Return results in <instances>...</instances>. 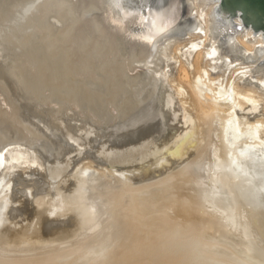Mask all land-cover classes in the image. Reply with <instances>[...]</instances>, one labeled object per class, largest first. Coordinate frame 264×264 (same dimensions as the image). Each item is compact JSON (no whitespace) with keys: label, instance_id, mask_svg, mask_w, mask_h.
<instances>
[{"label":"bare ground","instance_id":"obj_1","mask_svg":"<svg viewBox=\"0 0 264 264\" xmlns=\"http://www.w3.org/2000/svg\"><path fill=\"white\" fill-rule=\"evenodd\" d=\"M148 1L0 0V264H264V38L213 0L144 27ZM26 178L76 225L71 262L3 253Z\"/></svg>","mask_w":264,"mask_h":264},{"label":"rangeland","instance_id":"obj_2","mask_svg":"<svg viewBox=\"0 0 264 264\" xmlns=\"http://www.w3.org/2000/svg\"><path fill=\"white\" fill-rule=\"evenodd\" d=\"M175 66L177 67L178 65L176 64ZM189 69H190V67H189ZM162 155L163 154H160L159 156L161 157ZM144 163H147V162L144 161V162H141L140 165H138V168H142V171L141 172H140V170L138 171L137 169H135L133 172L131 171L134 174V172L137 170L136 171L137 175L135 174L134 176L143 175V173H142L143 172V169L144 168L146 170L148 169V168H146V166L144 167V165H146ZM141 165H142V167H141ZM96 175L97 174L93 175L94 176L93 177V180L96 179ZM66 177L67 176L62 177V180L61 181H58V183L60 182V184H62V183L65 184V181H66V184H65L66 186L64 184L63 185L57 184V185H60L59 186V189L69 186L70 184L68 182H71L72 185L73 184L76 185V183H77V181L79 179L77 177V175H75L74 177L73 176L69 177L68 178L69 181H67L66 180L67 179ZM101 178H103V177H101ZM110 179L111 178H109V180L107 179L108 180L107 181L106 178H105V180H106L105 181L104 178L103 179H100V177L97 178V180L99 182H101V183H103V185L105 184L107 186L112 185V182L113 181H112V179L111 180ZM19 180H20V181H18L19 184L13 186V191L15 193L12 191L13 195H11V196H13V199L11 198L12 199V203H13L12 205L16 208L15 213L13 214V216H10V218L13 217V220L12 219H9L8 222H6L2 226V228H1V231H2V236H1L2 237V241L4 243H6V245L9 246L8 248L3 249L4 250L3 253L6 254V255L7 254H12L13 255V254H18L19 252H20L19 254H25L26 252H29V251L32 252L33 251L32 253L31 252H29V253L34 254V255L35 254L38 255V253L40 254L44 250L34 251L33 249H35L36 247H43V246L54 245V244L58 243L59 248L61 247L60 248L61 249L60 251H62V253L61 252L60 253L62 255L61 258L63 259V260H61V258H58L59 259L58 262L59 261L60 262H63V261L69 260V259H70V262H71L72 259L74 260V258H76V257L73 258L74 254H75V256L76 255L78 256V254L76 253V251L73 250V247H76V246H72V245H71L72 247L70 246V241H71L70 238L73 237L74 235H76V231H75L76 225L74 224V222L73 223L72 222H69V223L66 224V226H65L66 228H64V225L65 224H63V223L68 222L67 217L64 216V214H61V213H57L55 215L54 213H52L53 210L52 211H48V209H47L48 206L47 205L50 206V202L51 201H50V198H49L50 197L49 194H47V192H48L47 191V188H48L47 186L48 185H47V183H44V184H46L45 186L43 184V181L46 182L45 180L42 181V187L41 188H40V186H41L40 184L38 185L39 187L38 186L37 187L33 186L34 183L32 181H29V178H26L25 180H22V179H19ZM27 180H28V182H27ZM55 182H57V181H55ZM74 182H76V183H74ZM157 182H158V180H155V182L154 181L150 182V183H154L155 184V185L151 186L150 188L153 189V187H154V189H156V188L160 187L159 185H156ZM20 183L21 184L23 183L24 185L23 184L21 185ZM67 183L69 185H67ZM19 185H21V186H19ZM57 185L54 184V186H57ZM75 185H73V186L75 187ZM22 186H24L23 191H22ZM30 186H31V188H30L31 189L30 190L31 191V194H29V191H28V189H29ZM62 186H64V187H62ZM20 187H21V189H20ZM57 188H58V186H57ZM150 188L144 189L145 193H143L142 192L143 190H141L140 193L142 192V194H143V195L142 194L141 195L144 196L146 194L147 195V199H151V198H148L150 196L156 199L155 194H153L154 191H152V189H150ZM18 189L20 191H18V193H17V190ZM24 189H25V191H24ZM101 189L103 190L104 188L103 187L102 188L99 187L97 190H101ZM33 190H35L34 192L36 194L33 192ZM147 190H149L150 192L147 191ZM63 191L64 190H62V192ZM37 192L39 194H37ZM40 193H42L44 195L43 203H42L41 207H36L35 204H34V199L35 198H32V196L36 197L35 195H38V196L40 195V197H43V195L41 196ZM149 193H150V195H149ZM23 194H24V196H23ZM66 194H68V196H70V197H72V195H73V193H71V192L70 193L69 192H66ZM66 194H65V196H67ZM21 195H22V197H21ZM146 195L144 197H146ZM56 198L58 199V196ZM65 198H67V197H65ZM65 198L62 197L61 202L62 201L65 202L64 201ZM152 199H151V201H152ZM28 201H30L32 203H30ZM22 202L23 203L25 202L24 205H23ZM26 203H28V204L30 203L31 206H28L27 207L25 205ZM66 203H69V202H66ZM18 207H19V210H18ZM71 207L75 208V206H73V205ZM37 211H42V215L37 214ZM0 212H1V210H0ZM70 212H69V214H72V212L71 213ZM49 216H53V217L52 218L51 217L49 218ZM55 217H57V218H55ZM10 222H11V224H10ZM48 223H52V224H56V225H58V223H59V225L62 224V226H61V228H54V230L52 229V230L47 231V230H45V226L48 225ZM7 224H8V228L6 227ZM9 226H10V229L11 230L9 229ZM94 226H95V224L94 225H91L90 226V229H89V227H87V228L85 227L84 229L82 228L83 230L82 231L80 230V231L83 232V234L82 233L81 234L78 233L77 236L78 235L79 236L84 235V236H81V237H84L85 238L90 233L88 235V237H91L92 236V231L94 229ZM6 228H7V230H6ZM73 243H75V241ZM59 244H61V245H59ZM69 246L71 247L70 248L71 251H70V249L68 250ZM64 247H65V250L68 253L65 250H64V252H66L72 258L71 257L69 258L68 255L63 257V255L65 254L63 252V248ZM66 247H67V249H66ZM238 247H239V244H238ZM21 250H25L26 252L25 251H21ZM73 251L75 252L74 254L72 253ZM22 252H25V253H22ZM44 252H47V250H45ZM70 254H72V255H70ZM65 257L66 258L68 257V259H66Z\"/></svg>","mask_w":264,"mask_h":264},{"label":"water","instance_id":"obj_3","mask_svg":"<svg viewBox=\"0 0 264 264\" xmlns=\"http://www.w3.org/2000/svg\"><path fill=\"white\" fill-rule=\"evenodd\" d=\"M216 11L226 16L234 29L250 28L254 34L264 38V0H213ZM175 0H149L141 26L155 17L172 19L177 12ZM162 15V16H161ZM238 23H237V22Z\"/></svg>","mask_w":264,"mask_h":264},{"label":"snow or ice","instance_id":"obj_4","mask_svg":"<svg viewBox=\"0 0 264 264\" xmlns=\"http://www.w3.org/2000/svg\"><path fill=\"white\" fill-rule=\"evenodd\" d=\"M139 39L145 40L147 43H151L152 42L151 38L144 39V37H139Z\"/></svg>","mask_w":264,"mask_h":264},{"label":"clouds","instance_id":"obj_5","mask_svg":"<svg viewBox=\"0 0 264 264\" xmlns=\"http://www.w3.org/2000/svg\"><path fill=\"white\" fill-rule=\"evenodd\" d=\"M144 39H148V37H144Z\"/></svg>","mask_w":264,"mask_h":264}]
</instances>
